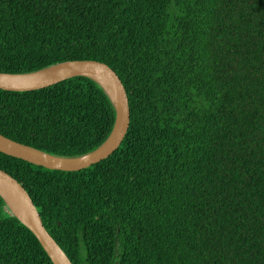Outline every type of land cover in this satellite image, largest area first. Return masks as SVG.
Segmentation results:
<instances>
[{
	"label": "trees",
	"instance_id": "trees-1",
	"mask_svg": "<svg viewBox=\"0 0 264 264\" xmlns=\"http://www.w3.org/2000/svg\"><path fill=\"white\" fill-rule=\"evenodd\" d=\"M93 60L120 146L79 171L0 153L72 264H264V0H0V72ZM92 80L0 90V134L77 157L110 134ZM0 264H52L0 199Z\"/></svg>",
	"mask_w": 264,
	"mask_h": 264
},
{
	"label": "water",
	"instance_id": "water-1",
	"mask_svg": "<svg viewBox=\"0 0 264 264\" xmlns=\"http://www.w3.org/2000/svg\"><path fill=\"white\" fill-rule=\"evenodd\" d=\"M74 77L95 82L107 95L114 111L112 130L95 150L77 157L52 155L20 144L0 134V153L36 166L57 171H79L111 155L123 141L130 121L128 98L121 81L106 64L93 60L65 61L22 74L0 72V90L27 92L44 89ZM0 199L5 209L37 239L52 264H72L65 252L47 232L40 215L25 189L0 170Z\"/></svg>",
	"mask_w": 264,
	"mask_h": 264
}]
</instances>
